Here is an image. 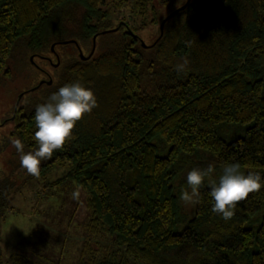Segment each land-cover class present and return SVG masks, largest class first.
<instances>
[{
	"label": "trees",
	"instance_id": "trees-1",
	"mask_svg": "<svg viewBox=\"0 0 264 264\" xmlns=\"http://www.w3.org/2000/svg\"><path fill=\"white\" fill-rule=\"evenodd\" d=\"M126 1L0 0V74L9 75L18 38L32 62L51 45L76 51L45 96L16 117L11 136L24 151L36 148V107L60 87L79 82L97 100L40 165L70 167L87 193V238L75 264H264V0H190L178 9L184 0L162 17L171 0H130L141 25L157 27L150 46L126 36L81 60L72 41L81 50L88 43L87 56L93 36L110 32L104 5ZM184 57L190 63L177 72ZM210 164L188 214L180 200L187 175ZM229 164L256 169L262 187L226 222L209 193ZM9 259L31 264L17 253Z\"/></svg>",
	"mask_w": 264,
	"mask_h": 264
},
{
	"label": "rangeland",
	"instance_id": "rangeland-1",
	"mask_svg": "<svg viewBox=\"0 0 264 264\" xmlns=\"http://www.w3.org/2000/svg\"><path fill=\"white\" fill-rule=\"evenodd\" d=\"M183 2L171 0L160 11L161 17ZM104 8L108 11L104 27L110 32L96 38L94 56L104 52L117 39L131 35L150 46L157 27L142 26L130 0L118 6L107 2ZM89 47L88 43L82 45V53L86 54ZM53 50L58 56L57 62L53 59L57 64L54 68L38 57L32 62V53L23 38H18L6 61L10 77L0 76V264H11L9 256L12 253L24 256L31 264H75L82 242L87 238V193L76 181L71 168L57 167L40 172L39 178L33 177L21 167L20 155L11 143L16 139L11 136L15 125L14 108L19 105L23 112L33 109L48 88L43 85L32 93L23 96L20 93L42 78L32 63L50 71L52 83L53 76L76 59L75 48L70 44L58 45ZM47 51L42 53L51 56ZM240 170L245 175L257 171L248 167H240ZM77 187L81 190L80 199L74 200L71 193ZM185 207L188 214H192V205ZM181 227L183 224L176 226L174 231L179 232Z\"/></svg>",
	"mask_w": 264,
	"mask_h": 264
},
{
	"label": "clouds",
	"instance_id": "clouds-1",
	"mask_svg": "<svg viewBox=\"0 0 264 264\" xmlns=\"http://www.w3.org/2000/svg\"><path fill=\"white\" fill-rule=\"evenodd\" d=\"M191 46V42H187ZM187 57L182 58V63L175 66L177 72H183L189 65ZM97 106V100L91 89L83 87L79 82L66 84L57 92L52 93L47 102L36 107L35 127L33 136L36 148L27 153L20 139H13L12 145L20 155V165L26 173L39 178L42 160H48L53 153L62 150L72 137L73 130L78 121L85 114H90ZM214 172L210 164L206 169L194 168L187 175L188 190H183L180 200L185 205H196L199 201V189L205 178ZM210 197L213 200L212 212L222 216L227 222L234 216L238 203L247 199L254 192L260 191L261 176L256 172L244 174L239 164H229L223 168L219 181H210ZM80 188H75L71 193L74 200L80 199ZM164 211H167L165 208Z\"/></svg>",
	"mask_w": 264,
	"mask_h": 264
},
{
	"label": "flooded vegetation",
	"instance_id": "flooded-vegetation-1",
	"mask_svg": "<svg viewBox=\"0 0 264 264\" xmlns=\"http://www.w3.org/2000/svg\"><path fill=\"white\" fill-rule=\"evenodd\" d=\"M82 51V50H81ZM50 53H51V56H48V55H39L38 58L43 61V62H47V64L54 68L56 65L53 61V59L55 60V62H57L58 60V56L56 55V53L54 52V50H50ZM54 57V58H53ZM33 66L39 71V73L41 74L42 78L41 80H39L35 85L29 87V88H26V89H23L22 91H20V93L23 95H26L28 93H32L34 92L35 90H38L39 88H41L43 85L44 86H48L47 84V81L49 80V78H51V72L44 69V68H41L39 67L37 64H34L32 63ZM0 76H3L5 78H9L10 77V73L9 75L7 76H4L3 74H0ZM45 77V78H44ZM41 81V83H40ZM40 83V84H39ZM23 112L22 108H19V105H17L15 108H14V112H13V121L16 119V117H19L21 115V113Z\"/></svg>",
	"mask_w": 264,
	"mask_h": 264
},
{
	"label": "water",
	"instance_id": "water-1",
	"mask_svg": "<svg viewBox=\"0 0 264 264\" xmlns=\"http://www.w3.org/2000/svg\"><path fill=\"white\" fill-rule=\"evenodd\" d=\"M189 1H190V0H186V2H185L182 6H180L178 9H184V7L189 3ZM178 9L174 10L171 14H169V15L167 16V18L171 17V16H172V15H173ZM167 18H164V19L162 20V22L160 23V26H159V28H160V35H161V33H162V26H163V24H164V22L166 21ZM95 37H96V36H93V38H92V47H91V51L89 52V54H88L87 56H84L83 53H82V51H81V49H80L79 46L77 45V43H76L75 41H72L73 44H74V45L77 47V49H78L79 58H80L81 60L88 59V58L91 57V55L93 54V52H94V48H95ZM141 44H142V46H145L142 42H141ZM53 48H54V46L51 45V46H50V50L52 51ZM56 65H57V64H56ZM40 83H41V82H40ZM47 84H48V85L51 84V79H49V80L47 81Z\"/></svg>",
	"mask_w": 264,
	"mask_h": 264
}]
</instances>
